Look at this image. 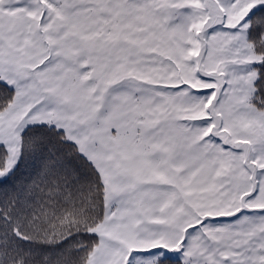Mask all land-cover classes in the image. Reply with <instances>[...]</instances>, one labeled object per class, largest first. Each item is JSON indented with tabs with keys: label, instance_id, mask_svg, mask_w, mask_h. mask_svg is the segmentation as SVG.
Here are the masks:
<instances>
[{
	"label": "snow or ice",
	"instance_id": "6c2138e0",
	"mask_svg": "<svg viewBox=\"0 0 264 264\" xmlns=\"http://www.w3.org/2000/svg\"><path fill=\"white\" fill-rule=\"evenodd\" d=\"M0 264H264V0H0Z\"/></svg>",
	"mask_w": 264,
	"mask_h": 264
}]
</instances>
